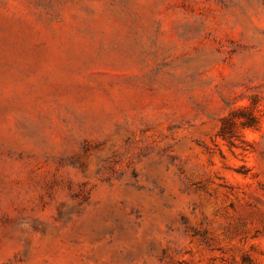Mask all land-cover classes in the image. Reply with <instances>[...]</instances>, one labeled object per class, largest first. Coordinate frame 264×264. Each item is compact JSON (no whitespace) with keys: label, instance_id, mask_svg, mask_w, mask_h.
I'll return each instance as SVG.
<instances>
[{"label":"rangeland","instance_id":"1","mask_svg":"<svg viewBox=\"0 0 264 264\" xmlns=\"http://www.w3.org/2000/svg\"><path fill=\"white\" fill-rule=\"evenodd\" d=\"M0 264H264V0H0Z\"/></svg>","mask_w":264,"mask_h":264},{"label":"trees","instance_id":"2","mask_svg":"<svg viewBox=\"0 0 264 264\" xmlns=\"http://www.w3.org/2000/svg\"><path fill=\"white\" fill-rule=\"evenodd\" d=\"M224 121H227V120H226V119H223L222 122L224 123ZM222 131H223V127H221V130H220V136H223V135H222Z\"/></svg>","mask_w":264,"mask_h":264}]
</instances>
